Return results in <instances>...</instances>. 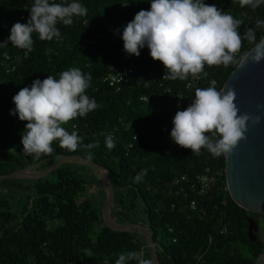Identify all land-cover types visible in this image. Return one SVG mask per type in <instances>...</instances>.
<instances>
[{"label":"trees","instance_id":"1","mask_svg":"<svg viewBox=\"0 0 264 264\" xmlns=\"http://www.w3.org/2000/svg\"><path fill=\"white\" fill-rule=\"evenodd\" d=\"M262 38L264 0H0V175L79 155L109 171L112 218L148 226L160 264H195L223 226L210 259L253 264L264 240L247 235L253 213L230 197L211 130L224 82ZM111 64L133 82L103 83ZM76 162L0 180V264H151L142 233L104 226L105 188L97 178V207ZM206 169L202 195L174 184Z\"/></svg>","mask_w":264,"mask_h":264},{"label":"water","instance_id":"2","mask_svg":"<svg viewBox=\"0 0 264 264\" xmlns=\"http://www.w3.org/2000/svg\"><path fill=\"white\" fill-rule=\"evenodd\" d=\"M220 106L226 189L238 206L264 216V38L243 56L227 77L221 89ZM70 161L88 166L104 186L107 195L102 209L104 226L116 233H142L147 239L151 264H160L148 226L142 223L122 225L112 218L115 192L104 166L79 155H65L41 171H13L0 175V180L40 179ZM257 231L256 221L249 218L247 235L251 241L257 240ZM253 264H264V251L253 259Z\"/></svg>","mask_w":264,"mask_h":264},{"label":"built area","instance_id":"3","mask_svg":"<svg viewBox=\"0 0 264 264\" xmlns=\"http://www.w3.org/2000/svg\"><path fill=\"white\" fill-rule=\"evenodd\" d=\"M129 57V56H128ZM109 72L104 76L102 82L107 84L108 86L114 87L117 90L120 89L124 84H131L133 82L135 69L128 65H113L111 64L109 67ZM215 85V82H212V86ZM201 96H204L201 94ZM142 100H146L145 96L141 97ZM70 106H73L71 104ZM207 111V110H206ZM221 132L217 129L213 128L211 130V136L214 138L213 143H215V138ZM135 138V136H134ZM214 175L211 173L209 169H206L201 174L197 175L195 178L189 177L186 174L177 175L174 178V184L180 188V192H184L187 189H190L194 192H197L199 195L204 194L208 188L210 183L213 181ZM191 208L195 207V201H191Z\"/></svg>","mask_w":264,"mask_h":264},{"label":"rangeland","instance_id":"4","mask_svg":"<svg viewBox=\"0 0 264 264\" xmlns=\"http://www.w3.org/2000/svg\"><path fill=\"white\" fill-rule=\"evenodd\" d=\"M70 162L74 163V161H70ZM76 163L83 164L81 162H76ZM47 164H49L48 161H43L41 164L32 166L29 169H27L26 171L38 172V171L43 170V168H41V167L46 166V168H47L48 167ZM80 171H81L82 174L85 173V176L88 179V181H87V192H88V194L90 195L93 203L95 205H97V207H99L100 204L102 203L103 197L101 196V192L99 191V188L97 186V184H98L97 178L98 177L95 175V173L90 168L88 169L85 166L82 169H80ZM0 189H2V191H6L7 187H4L2 185L0 187ZM106 197H107V195H106ZM79 199H82V198L80 197ZM252 213L254 214V212H252ZM256 214L259 215L258 223H257V227L259 229V237H258V239L264 240V216L262 214H260V213H256ZM249 216L252 217V214H250Z\"/></svg>","mask_w":264,"mask_h":264},{"label":"flooded vegetation","instance_id":"5","mask_svg":"<svg viewBox=\"0 0 264 264\" xmlns=\"http://www.w3.org/2000/svg\"><path fill=\"white\" fill-rule=\"evenodd\" d=\"M252 217L256 220V222L258 223V217L259 215L254 213L252 214ZM250 218V216L247 217V220ZM228 232V228L226 226H223V228L220 230V235L221 238H219L218 242L214 241V237H211L208 239V245L206 248V251H204L200 256H198V259L196 260L195 264H224V262H218L215 261V259H210L212 256L210 255V250L216 246V244L218 245L219 248H222L224 246L225 243V238H229V236H225ZM259 237V229L257 231V239ZM231 238V236H230ZM173 242H177V239L174 237ZM239 249L240 246L235 247V249ZM222 250V249H221ZM177 254H174V258H176ZM173 258V257H172ZM173 258V260H174Z\"/></svg>","mask_w":264,"mask_h":264},{"label":"bare ground","instance_id":"6","mask_svg":"<svg viewBox=\"0 0 264 264\" xmlns=\"http://www.w3.org/2000/svg\"><path fill=\"white\" fill-rule=\"evenodd\" d=\"M255 213V212H254ZM250 218H252V217H250ZM254 219V218H253ZM255 220V219H254ZM256 221V220H255ZM257 223V222H256ZM256 235H257V233H256Z\"/></svg>","mask_w":264,"mask_h":264}]
</instances>
